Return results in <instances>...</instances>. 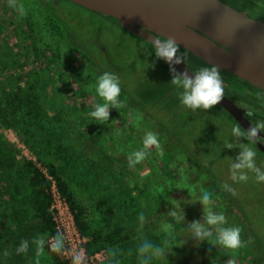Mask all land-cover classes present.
Here are the masks:
<instances>
[{"label":"flooded vegetation","instance_id":"af4514ba","mask_svg":"<svg viewBox=\"0 0 264 264\" xmlns=\"http://www.w3.org/2000/svg\"><path fill=\"white\" fill-rule=\"evenodd\" d=\"M221 1L264 17V0ZM4 18L26 30L32 20L60 52L53 81L39 84L61 106L72 100L84 122L99 202L116 218L104 231L124 229L102 251L110 264H264L263 86L199 70L239 107L245 131L160 65L143 39L68 0H0Z\"/></svg>","mask_w":264,"mask_h":264},{"label":"rangeland","instance_id":"374dc122","mask_svg":"<svg viewBox=\"0 0 264 264\" xmlns=\"http://www.w3.org/2000/svg\"><path fill=\"white\" fill-rule=\"evenodd\" d=\"M15 21V24L11 19L0 21V264H52L45 250L49 242L32 228L35 218L28 205L31 191L28 174L20 167L22 158L34 161L41 168L42 163L55 164L79 202L89 209L93 227L102 230L108 227L111 230L117 224L113 212L107 213L108 210L99 206L103 197L100 191L103 181L100 179L97 183V178H94V175H98L96 164L86 157L87 151L84 149L87 132L84 122L80 124V118L71 110L74 106L72 100L66 99L61 106V100L45 95L44 86L39 84L52 80L60 52L54 44L30 35L21 19ZM7 24L9 28L4 30ZM128 52L133 54L134 51L130 49ZM29 54L34 62L38 61L36 70L27 64ZM124 58H120V61L123 62ZM143 59L144 56L138 55L137 60ZM5 64L19 71L13 74L11 81L6 80L4 71H8V68ZM150 69H144L143 73ZM26 77L31 78L24 83ZM4 97H10L5 111L2 104ZM22 134L26 138L24 142L19 139ZM56 206L64 212L62 205L56 203ZM257 206L263 211L264 199L259 200ZM50 244L60 255L66 248L61 237ZM82 245L87 249V243ZM65 253L67 256L70 254L68 251ZM74 253L77 261L82 260L79 248ZM86 255L88 261L90 258L94 264H110L105 252L95 255L91 249L87 250Z\"/></svg>","mask_w":264,"mask_h":264},{"label":"water","instance_id":"95a60500","mask_svg":"<svg viewBox=\"0 0 264 264\" xmlns=\"http://www.w3.org/2000/svg\"><path fill=\"white\" fill-rule=\"evenodd\" d=\"M140 37L156 61L219 105L247 131L240 109L199 70L264 87V17L221 0H68ZM254 13V14H253Z\"/></svg>","mask_w":264,"mask_h":264},{"label":"trees","instance_id":"16d2710c","mask_svg":"<svg viewBox=\"0 0 264 264\" xmlns=\"http://www.w3.org/2000/svg\"><path fill=\"white\" fill-rule=\"evenodd\" d=\"M31 21L32 20H27V30L31 32L30 35H32L33 37H38V31L35 32L37 27L35 29L33 22L31 23ZM10 37L13 38V36L11 35ZM11 38L9 39L13 41V39ZM33 39L35 40V38ZM33 59L34 58L32 57V55L29 54L27 58V64H31V68L33 70H36L37 66L35 67L36 64H34L35 62L33 61ZM5 63H7V61H5ZM27 64H25L24 66H26ZM5 65L8 68V71H4L5 76H7L6 80L10 79L11 81V79L13 78V74L19 73V71L9 64ZM11 68L13 69L12 71H10ZM31 68H28V70ZM30 78L31 77H29V79L28 77H26V79L24 78V83H27ZM4 86L5 85L3 84V90H5ZM52 97L56 99L55 96H51V98ZM8 98L10 99V97H4L2 101L4 111L8 109ZM35 108L34 110H36ZM67 116H69V114ZM67 124L70 123L68 122ZM88 132L91 134L93 130L88 128ZM19 139L24 142L26 140L25 135H20ZM84 149L87 151L86 157L90 158V155L92 153L91 150L87 147H85ZM42 164L43 168L39 167L34 161L25 158H22V161L20 163L21 169L28 174V186L31 191L28 205L35 218V222L32 225V228L34 230H36L40 235L45 236V239L47 241L50 238H56L58 236L56 224L53 220L52 214V207L54 204L53 189H55L62 201L68 207V210L73 217L77 231L82 237L89 240L87 242L88 251L92 249L94 252H101L109 247L116 245L118 242L124 239L123 228H117L112 230L111 232L106 233L101 228L93 227L92 221L89 218V209L79 202L74 190L70 186L69 182L62 176L58 167L53 163ZM104 204L105 203L103 202H99L100 208L103 207ZM109 212L111 211L108 210L107 213ZM45 250L46 252H48L52 264H68V262L62 260L56 252L51 250L49 246H46Z\"/></svg>","mask_w":264,"mask_h":264},{"label":"built area","instance_id":"2783aa9c","mask_svg":"<svg viewBox=\"0 0 264 264\" xmlns=\"http://www.w3.org/2000/svg\"><path fill=\"white\" fill-rule=\"evenodd\" d=\"M53 198H54V204L52 207V214H53V220L56 224V230L58 232V236L56 238H50L48 240L49 242V247L51 250L56 252L60 258L68 264H94L92 263V260L89 258L90 262L88 261L87 258V249H85L84 245L81 246L82 243H87L89 240L87 238L82 237L79 232L77 231L73 217L71 213L68 210V207L66 204L62 201L60 198L59 194L53 189ZM56 203H59L60 205L63 206L64 212H62L57 206ZM58 237H61L64 239L66 243V248H64L63 254H59L56 249H54L51 246V242L56 240ZM82 256V260L79 259L77 261V258L74 256L75 251L78 250ZM65 251H68L70 254L67 256ZM101 252H94L95 255H98Z\"/></svg>","mask_w":264,"mask_h":264}]
</instances>
